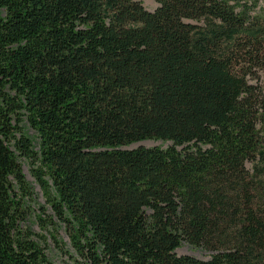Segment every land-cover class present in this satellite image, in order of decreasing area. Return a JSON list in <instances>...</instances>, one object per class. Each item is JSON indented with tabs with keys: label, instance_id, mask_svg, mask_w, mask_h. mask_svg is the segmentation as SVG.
<instances>
[{
	"label": "trees",
	"instance_id": "16d2710c",
	"mask_svg": "<svg viewBox=\"0 0 264 264\" xmlns=\"http://www.w3.org/2000/svg\"><path fill=\"white\" fill-rule=\"evenodd\" d=\"M155 1L0 0V264L49 263L21 159L90 264H264V0Z\"/></svg>",
	"mask_w": 264,
	"mask_h": 264
},
{
	"label": "rangeland",
	"instance_id": "374dc122",
	"mask_svg": "<svg viewBox=\"0 0 264 264\" xmlns=\"http://www.w3.org/2000/svg\"><path fill=\"white\" fill-rule=\"evenodd\" d=\"M138 1L141 2L142 6L149 11H153L158 5L155 0H138ZM24 128L30 136L32 137L35 136L34 130L31 129L27 124H24ZM169 143L170 142H164L162 140L146 139V140L134 142L128 146H125V148L130 149V148H136L138 146H143V147L159 146L161 148H165ZM178 149H181V147H179ZM21 164L26 179L33 184L34 190L36 192L35 201L32 202L33 210L30 216L27 218L25 225L30 227V229L36 234H41L44 236L45 243H43V240H40L38 236H35V238L40 241L42 246H44V252L49 262L48 264H90L86 260V258L80 256L73 250V248L69 243L68 237L64 231V228L62 226L61 228L58 229V233H57L58 240L61 241V243L59 242L58 246L53 242V240L50 237L49 231H51V226H48L47 229L44 230L41 229L39 225L40 220H38L37 218V214L39 213L38 206L44 205L45 203L41 196L38 186L35 184L33 178L30 176L28 172V164L26 160L21 159ZM46 213L48 215L51 214L49 209H47ZM46 213L41 214V218H47ZM174 252L177 255H190L202 260L209 259L211 254L209 251H205L200 248L191 247L187 243H182L179 247L175 249Z\"/></svg>",
	"mask_w": 264,
	"mask_h": 264
}]
</instances>
